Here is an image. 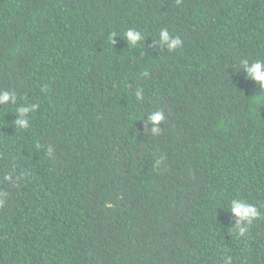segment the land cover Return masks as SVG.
Masks as SVG:
<instances>
[{
  "label": "trees",
  "instance_id": "obj_1",
  "mask_svg": "<svg viewBox=\"0 0 264 264\" xmlns=\"http://www.w3.org/2000/svg\"><path fill=\"white\" fill-rule=\"evenodd\" d=\"M243 59L264 60V0H0V91L17 95L0 105V264H264V217L238 238L227 212H264V92Z\"/></svg>",
  "mask_w": 264,
  "mask_h": 264
},
{
  "label": "clouds",
  "instance_id": "obj_2",
  "mask_svg": "<svg viewBox=\"0 0 264 264\" xmlns=\"http://www.w3.org/2000/svg\"><path fill=\"white\" fill-rule=\"evenodd\" d=\"M117 37L119 36L115 32L110 35L109 39L112 44L115 43V38ZM123 37L128 47H135L146 40L145 35L136 29L127 30L123 34ZM182 43L179 36L172 35L167 28H162L158 31V39L153 41V46L154 49L164 48L168 53H172L178 49ZM240 70L246 73V79L255 82L259 89L264 92V60L256 59L249 61L248 59H243L240 61L239 71ZM143 75L147 77L149 74L148 72H144ZM143 91L142 88H138L135 91V98L137 101H142L144 99ZM10 103L13 105L17 103L16 93L0 91V105H8ZM38 109V103L23 104L17 107L15 115H17L18 118L13 121V126L18 129H28L30 127V114L35 113ZM164 121L165 115L163 111H154L147 116V123L151 125L150 132L154 136L159 135L163 131L161 124ZM227 212L235 218V225L233 228L229 229V231L231 230L234 232L238 238L245 237L252 223L264 217V212L258 209L254 203L239 198L230 200ZM223 260L224 264H232L230 255L224 256Z\"/></svg>",
  "mask_w": 264,
  "mask_h": 264
}]
</instances>
